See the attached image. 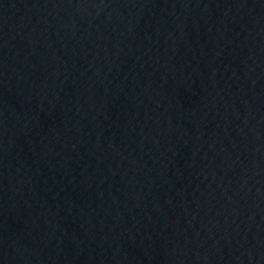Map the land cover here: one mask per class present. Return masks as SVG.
<instances>
[{"label":"water","instance_id":"1","mask_svg":"<svg viewBox=\"0 0 264 264\" xmlns=\"http://www.w3.org/2000/svg\"><path fill=\"white\" fill-rule=\"evenodd\" d=\"M0 264H188L178 0H0Z\"/></svg>","mask_w":264,"mask_h":264}]
</instances>
